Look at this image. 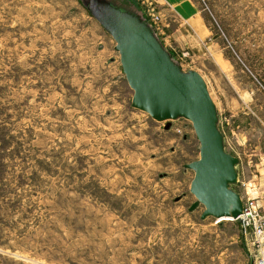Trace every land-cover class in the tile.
<instances>
[{
    "label": "rangeland",
    "instance_id": "rangeland-1",
    "mask_svg": "<svg viewBox=\"0 0 264 264\" xmlns=\"http://www.w3.org/2000/svg\"><path fill=\"white\" fill-rule=\"evenodd\" d=\"M109 1L204 78L245 199L264 172V0ZM114 45L82 0H0V264H251L239 221L188 211L192 124L130 106Z\"/></svg>",
    "mask_w": 264,
    "mask_h": 264
},
{
    "label": "water",
    "instance_id": "water-1",
    "mask_svg": "<svg viewBox=\"0 0 264 264\" xmlns=\"http://www.w3.org/2000/svg\"><path fill=\"white\" fill-rule=\"evenodd\" d=\"M88 13L112 37L128 87L130 106L153 120L184 118L199 142V157L183 165L192 170L188 211L201 207L200 219L239 221L243 201L233 185L238 158L224 145L216 106L199 72L183 70L152 26L138 13L109 0H82Z\"/></svg>",
    "mask_w": 264,
    "mask_h": 264
},
{
    "label": "built area",
    "instance_id": "built-area-1",
    "mask_svg": "<svg viewBox=\"0 0 264 264\" xmlns=\"http://www.w3.org/2000/svg\"><path fill=\"white\" fill-rule=\"evenodd\" d=\"M242 201L239 222L254 246L251 264H264V217L259 213L255 197L248 194Z\"/></svg>",
    "mask_w": 264,
    "mask_h": 264
},
{
    "label": "crops",
    "instance_id": "crops-1",
    "mask_svg": "<svg viewBox=\"0 0 264 264\" xmlns=\"http://www.w3.org/2000/svg\"><path fill=\"white\" fill-rule=\"evenodd\" d=\"M252 192V193H251ZM248 194L250 196L255 197L256 204L259 210V213L264 217V172L263 175H260L257 179V181L254 183L252 190H248L247 188V196ZM247 240H249L250 249L252 247V250L254 251V246L252 244L251 236L247 235Z\"/></svg>",
    "mask_w": 264,
    "mask_h": 264
},
{
    "label": "trees",
    "instance_id": "trees-1",
    "mask_svg": "<svg viewBox=\"0 0 264 264\" xmlns=\"http://www.w3.org/2000/svg\"><path fill=\"white\" fill-rule=\"evenodd\" d=\"M198 7H199V5L200 4H205V1L204 0H192ZM200 3V4H199ZM87 11V10H86ZM88 12V11H87ZM201 16H202V18H203V20H204V22L207 24V26L211 29V30H216V29H218L217 27H216V25H214V26H210L209 25V23H208V20H209V17L206 15V13H202L201 14Z\"/></svg>",
    "mask_w": 264,
    "mask_h": 264
}]
</instances>
